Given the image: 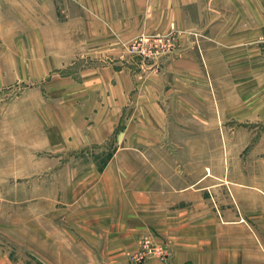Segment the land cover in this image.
Segmentation results:
<instances>
[{"label":"crops","instance_id":"1","mask_svg":"<svg viewBox=\"0 0 264 264\" xmlns=\"http://www.w3.org/2000/svg\"><path fill=\"white\" fill-rule=\"evenodd\" d=\"M26 27L33 58L48 64L117 60L123 39L178 30L176 54L189 58L175 59L176 83L198 92L164 95L172 64L143 78L118 63L81 71L90 98L69 147L94 160L74 179L68 234L93 257L80 251L78 264H126L121 253L144 233L173 253L145 264H264V170L207 174L202 136L220 134L202 119L258 114L264 152V0H0V37Z\"/></svg>","mask_w":264,"mask_h":264},{"label":"rangeland","instance_id":"2","mask_svg":"<svg viewBox=\"0 0 264 264\" xmlns=\"http://www.w3.org/2000/svg\"><path fill=\"white\" fill-rule=\"evenodd\" d=\"M27 29L21 35L0 37V264H78L80 251L84 253V262L93 257L85 253L92 251L91 248L76 245V240L68 234L71 229L68 222L76 214V208L68 204L74 192V179L94 160L84 151L80 155L69 147L75 128L82 125L87 113L83 105L90 98L82 87L81 71L94 67V63L105 66L118 63L119 67H129L143 78L149 73L166 72L167 65L172 64L171 87L164 95L188 96L198 92L192 86L182 87L176 83L174 63L179 58L176 53L184 34L178 30L138 33L123 39L119 41L117 60L48 64L36 62L46 61V58H33L29 47L34 34H29ZM41 31L35 35L42 51L49 42ZM191 34L196 36V33ZM148 37L152 38L146 42ZM13 39H21V42ZM199 88L205 95L207 87ZM258 118V114L245 118L219 116L220 123L215 118L207 119L209 123L202 119L204 125L220 127L219 149L216 148V132L205 131L202 135L210 146L205 149L207 174L264 170ZM106 160L107 156L98 157L99 164ZM198 173V169L191 166V174ZM144 237L154 242L151 248L143 247ZM136 240L121 253L126 264H145L150 259L168 262L172 258L169 241L156 239L151 233H144ZM138 249L143 253L139 254Z\"/></svg>","mask_w":264,"mask_h":264},{"label":"built area","instance_id":"3","mask_svg":"<svg viewBox=\"0 0 264 264\" xmlns=\"http://www.w3.org/2000/svg\"><path fill=\"white\" fill-rule=\"evenodd\" d=\"M152 37L146 38L145 41L146 42H149L151 40L150 38H152ZM143 240H145V243H144V246L143 247L151 248V245L154 244V242H152V239L150 237H144ZM157 247H161V245L160 246H157ZM139 249L137 250V252H139V254H142L143 252H141V250L139 251Z\"/></svg>","mask_w":264,"mask_h":264}]
</instances>
